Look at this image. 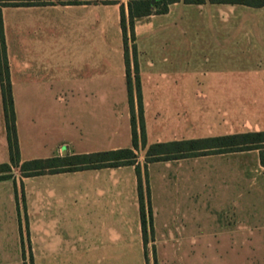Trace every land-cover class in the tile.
<instances>
[{"label":"crops","instance_id":"obj_1","mask_svg":"<svg viewBox=\"0 0 264 264\" xmlns=\"http://www.w3.org/2000/svg\"><path fill=\"white\" fill-rule=\"evenodd\" d=\"M127 2L120 0L118 3L105 4L82 0L77 4H61L59 1L43 0L39 5L1 6L14 93L15 122L19 91L58 89L57 85L63 82L72 96L77 94L75 98H54L50 101L56 127L67 133L59 141L52 156L122 148L116 143L103 146L101 97L104 83H125L127 91L120 27L121 5L127 15ZM232 6L253 10L264 7L209 0L201 4L179 1L169 4L164 13L154 12L135 21L131 44L134 43L137 50L145 124L150 101L157 99L155 105L158 108L152 110L151 115L161 117L165 122L173 120L178 135L172 140L230 134L224 124L230 122L231 91H236L237 85L235 88L232 85L230 70L226 72L225 69H211L209 66V62H213L216 57L224 58L225 50H229L226 44L231 42L230 35L166 34L167 27L181 25L177 20L168 21L163 16H171L180 7L214 9L217 12ZM10 8L14 9V27H9L5 21ZM28 11L37 13V19L24 20L25 12ZM56 14H60L61 19H57ZM216 16L215 13L210 15L207 22L222 24L224 28L229 25V19L220 20ZM156 30L160 33L154 34L158 32ZM200 51L202 57H199ZM129 54L132 68L130 43ZM110 65L113 71L105 68ZM259 72L264 75V69ZM0 105L3 109L1 88ZM128 114L130 118V109ZM2 120L0 142L3 156L6 158L8 154L9 158L4 114ZM198 123L203 126L198 128ZM145 129L147 136L148 127ZM242 153H256L257 162L225 169L235 173L230 178L224 176L223 186H232L238 191L234 204L230 206L228 197L217 194V191L216 194L208 195L206 200L200 198L197 167L194 170L192 168L190 195L184 198V204H158L152 195L153 185L149 175V168L154 162L147 164L145 175L142 162L137 160L142 176L145 234L134 165L40 174L72 176L47 179L49 186L45 196L38 189H33L30 204L45 203L47 213L46 216L41 214L42 217L38 213L36 217L32 215L29 227L22 225L21 218H18L21 210L28 209L24 184L29 178L40 175L22 177L21 180L0 179V204L5 200L4 203L10 208L9 223L5 213L2 216L0 213V264H264V152L262 154L260 150L254 149L216 155L230 157ZM211 155L215 154L198 157ZM34 158L45 157L25 159L20 154V162ZM192 158L162 162L179 163ZM171 180L169 178L167 182ZM214 180L208 178L201 182L212 186ZM248 187L254 188L253 193H248ZM241 190L245 195L242 196ZM237 198L239 201L236 203ZM200 202H206L207 209L201 212V218L219 227L217 232L213 231L214 227L209 234H223L219 239L200 240L203 237L200 235ZM16 214L18 220L14 218ZM40 224H46V227L41 228ZM248 228L256 231L251 238ZM232 233L241 236L238 237L237 247H234L237 242L233 243L231 236L225 237ZM219 250L246 253L244 258L233 261L227 258L214 261L208 257L200 258V251ZM247 252H256V258H247Z\"/></svg>","mask_w":264,"mask_h":264},{"label":"rangeland","instance_id":"obj_2","mask_svg":"<svg viewBox=\"0 0 264 264\" xmlns=\"http://www.w3.org/2000/svg\"><path fill=\"white\" fill-rule=\"evenodd\" d=\"M58 2V0H54ZM214 9L205 10L200 8L183 9L180 7L174 10V13L169 16H163V19L174 21L177 20L181 26L167 27L166 34H184L187 36L203 35V36H215L224 33L230 35L231 42L226 44L229 49L225 50L224 58L216 57L213 62H209V66L212 69H225L231 72V82L235 85L237 90L231 91V113L230 122L224 124L225 130L230 133L238 131H259L264 130V75L262 76L259 71L264 69V7L261 9H244L243 7L238 9L237 6H232L230 9ZM246 10V12H245ZM27 14L24 20L27 21L37 19V13L25 12ZM216 14V19L224 20L229 19V25L225 28L222 24L214 23L209 24L207 21L212 14ZM246 13V18L245 17ZM14 9L10 8L5 16V21L9 27H14ZM230 15V16H229ZM56 18L61 19L60 14H56ZM247 20V21H245ZM186 21H191L186 23ZM226 21V20H225ZM226 25V24H224ZM158 31V30H156ZM155 32L154 34H159ZM244 37V38H243ZM131 45V41H129ZM200 51L199 57H202ZM210 61V60H207ZM109 70L112 69V65L105 66ZM104 83L102 90V134H103V146L106 147L111 143L121 145V147H129L131 144V129L129 118V102L127 100L126 85L123 83ZM64 83L57 85V89H40L38 91H19L17 99V137L19 140L20 154L23 158L33 157H49L54 155L56 149L61 141L62 137L67 133L63 129H58L53 121V105L50 101L55 99L67 100L69 98L77 97L64 87ZM14 98V93H13ZM157 99L150 101L151 107L147 112V124H145L144 115L143 122L144 127H148V135L146 141H165L175 139L178 135V129L176 124H173V120L168 122L163 121L161 117L151 115L152 110L158 108ZM33 102H35L33 104ZM39 102V103H37ZM156 104V105H155ZM155 111V110H154ZM3 109L0 105V138L3 134L2 130V117ZM146 125V126H145ZM198 128L203 126L202 123H198ZM212 125V124H211ZM146 130V129H145ZM264 152V148L262 149ZM144 149L139 148L135 150L137 160L142 162L144 166ZM255 152V151H251ZM4 150L0 142V163L9 162L8 154L3 156ZM7 153V149L6 152ZM256 153H247L246 155H233L230 157H222L220 155H211L209 157H194L180 161L179 163L172 162H154L149 168L150 180H152V195L158 202H169L173 204L185 203V199L190 195V177L192 168L193 170L199 168L200 198L207 199L208 195L217 194L225 195L228 197L229 206L234 204L235 197L238 196V191L232 186H223V179L226 176L230 178L233 171H226L225 169L237 166L239 164L255 163ZM261 154V156H262ZM264 156V155H263ZM257 162V161H256ZM209 168V170H207ZM260 171V170H259ZM11 178L21 180L23 177L18 166H11L9 171ZM258 173V171H255ZM40 175L29 178L24 184V195L26 196V204L28 209L21 210L18 213V218H21L22 225L30 226L31 216L33 217L38 213L40 217L46 216V205L41 203L32 206L31 195L33 189H38L41 195L46 194V190L49 186L47 179L51 178H69L72 175ZM169 178H172L171 182H167ZM208 178L215 179V184L212 186L205 185V182H201ZM176 179V180H174ZM12 182V181H10ZM13 183V182H12ZM204 184V186H203ZM229 185V184H228ZM254 188L248 187V193H253ZM242 191V190H241ZM250 193V194H251ZM242 196L245 192H241ZM185 198V199H184ZM5 200L0 204L1 216L5 213L7 221H10V208ZM232 201V202H231ZM239 199H236V203ZM25 203V202H24ZM37 203V202H36ZM227 204V205H228ZM206 202H200V235L203 237L200 240H214L219 239V236L223 234L215 233L216 236L209 234L215 227L218 231L219 227L216 223H209L207 219L201 218V212H206ZM33 210H30L32 209ZM43 214V215H41ZM36 217V216H35ZM16 220V217H14ZM45 218V217H44ZM40 220H42L40 218ZM45 221V220H44ZM18 222V221H17ZM40 227H46V224H40ZM248 236L250 238L256 232L253 228L247 229ZM238 233V232H237ZM232 233V235H225L232 237V242H237L234 247L239 245V234ZM209 234V235H207ZM222 237V236H221ZM239 237V238H238ZM10 237H8V240ZM241 241V240H240ZM9 244V243H8ZM208 253V254H207ZM246 252H240L238 250L230 251H212L204 252L200 251V258L214 259H228L233 261L235 259L244 258ZM251 253L252 256H251ZM264 255V253H262ZM256 258V252H247V258ZM219 261V260H218Z\"/></svg>","mask_w":264,"mask_h":264},{"label":"trees","instance_id":"obj_3","mask_svg":"<svg viewBox=\"0 0 264 264\" xmlns=\"http://www.w3.org/2000/svg\"><path fill=\"white\" fill-rule=\"evenodd\" d=\"M61 4H77L82 0H58ZM100 1L105 4L118 3L120 0H84ZM201 4L206 0H128V14L123 5L120 10V27L123 36L125 73L127 82L128 102L130 106L131 146L99 151L95 153L72 154L34 158L20 162V151L15 122L14 99L10 81L9 62L6 54V42L3 27L1 6L39 5L43 0H0V88L4 119L6 123L9 162L0 163V179H9L11 166H18L23 177L40 174H52L75 171L88 168L116 167L134 165L138 178V194L142 228L146 233L144 197L142 192L141 167L137 162L134 149L140 146L144 149V169L148 163L169 161L188 157H198L209 154L231 153L264 148V130L230 133L214 137H201L182 140L159 141L148 144L143 122V106L140 79L138 74L137 50L131 44L132 62L129 54V41L134 40V24L136 19L151 13H164L168 5L174 2ZM210 2L237 3L252 7H263L264 0H209ZM135 104L137 112L135 111ZM146 177V176H145ZM147 180V177H146ZM147 193L148 186H147Z\"/></svg>","mask_w":264,"mask_h":264}]
</instances>
